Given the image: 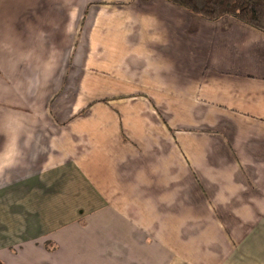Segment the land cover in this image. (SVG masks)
Masks as SVG:
<instances>
[{"label": "crops", "instance_id": "1", "mask_svg": "<svg viewBox=\"0 0 264 264\" xmlns=\"http://www.w3.org/2000/svg\"><path fill=\"white\" fill-rule=\"evenodd\" d=\"M0 264H264V33L0 0Z\"/></svg>", "mask_w": 264, "mask_h": 264}, {"label": "trees", "instance_id": "2", "mask_svg": "<svg viewBox=\"0 0 264 264\" xmlns=\"http://www.w3.org/2000/svg\"><path fill=\"white\" fill-rule=\"evenodd\" d=\"M203 20L230 17L264 33V0H163Z\"/></svg>", "mask_w": 264, "mask_h": 264}]
</instances>
